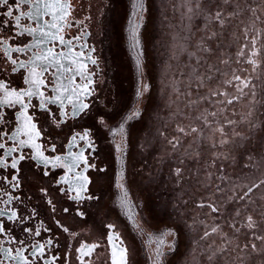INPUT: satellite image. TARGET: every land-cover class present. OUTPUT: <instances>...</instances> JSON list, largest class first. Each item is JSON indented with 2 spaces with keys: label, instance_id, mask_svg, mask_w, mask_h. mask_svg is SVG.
<instances>
[{
  "label": "snow or ice",
  "instance_id": "1",
  "mask_svg": "<svg viewBox=\"0 0 264 264\" xmlns=\"http://www.w3.org/2000/svg\"><path fill=\"white\" fill-rule=\"evenodd\" d=\"M132 6L138 98L151 90L140 32L150 6L168 49L172 79L165 77L167 103L154 125V147L157 163L167 167L175 214L203 244V264H264V0H134ZM70 9L61 0H0V264H72V256L75 264H131V251L111 223L108 256L101 260L99 243L83 242L62 259L54 235L43 236L52 229L35 227L38 211H29L28 198L17 194L25 163L35 162L69 200L95 198L90 130L72 131L57 143L70 120L89 114L98 82L96 48L81 36L66 38L57 23ZM49 15L51 23L44 19ZM141 115L134 111L127 119ZM55 169L63 175L55 178ZM47 203L55 213L54 198ZM174 244L167 247L175 250ZM157 255H163L159 248Z\"/></svg>",
  "mask_w": 264,
  "mask_h": 264
},
{
  "label": "flooded vegetation",
  "instance_id": "2",
  "mask_svg": "<svg viewBox=\"0 0 264 264\" xmlns=\"http://www.w3.org/2000/svg\"><path fill=\"white\" fill-rule=\"evenodd\" d=\"M123 1L125 7L122 6ZM61 2L71 4L70 15L57 22L59 26L65 28L62 34L66 38L81 36V42L87 41L95 47L96 52L93 55L98 58L99 64L92 66L98 73L95 77L98 82L95 85V95L89 98L91 106L89 114L83 119L70 120L64 132L57 136V143L72 131L90 130L95 145L90 159L97 168L89 170L88 175L92 180L89 190L95 198L83 202L69 200L62 193L55 191L56 185L50 184L52 177L43 176L38 168L33 166L35 162L25 163L22 171L23 182L17 194L28 198L25 203L29 211L34 208L39 213L31 223L37 228L52 229L51 233H43V236L46 239L54 235V240L58 241L59 245L54 251L62 259L83 242L99 243L101 260L108 256L110 246L107 243V234L110 230L106 225L111 223L116 225V230L131 251V264H203L201 259L203 244L197 245L194 233H191L185 227L184 220L175 214L171 203V187L167 183V167L165 164L157 163L159 153L154 147L156 131L154 125L159 123V117L164 114V105L167 101L164 90L156 91L154 94L155 86L150 75L171 76L168 74L167 60L153 58L146 62L148 69L145 72L151 90L143 102V113L138 120L141 127L135 130L131 125L127 126L128 133V127L132 129L130 136L128 134V149L127 151L125 149L126 185L128 184L127 188L128 186L130 188L128 190L135 208V217L145 239L152 233H163L167 230L177 232L175 250L165 251L162 258L153 259L152 255L148 254L143 235L134 228L129 216L121 208L116 190L118 158L112 134L130 114L137 97L139 81L131 47L127 40H123L129 15L127 13L130 11L129 0H61ZM149 18L161 27L159 16L151 6L146 24ZM44 19L52 22L51 15ZM25 23L35 27L33 21ZM85 32L88 33L87 36L83 35ZM28 39L30 41L31 37ZM158 42L161 43V40ZM57 49L59 50L58 42ZM19 83L17 80L16 84ZM239 110L244 112L246 108L242 106ZM60 175H63L62 169L53 170L55 178H59ZM41 188H49L51 194L45 196ZM53 198L55 213L47 203L48 199ZM0 207L4 205L0 203ZM64 208H69L70 211L64 212ZM78 212H83V215H78ZM57 220L60 221V226L56 224ZM153 225H158L159 228H154ZM63 227H67L69 232H64ZM72 233L75 234L74 237ZM17 235H20L19 229ZM71 261L75 264L74 256ZM96 264H101V261L97 260Z\"/></svg>",
  "mask_w": 264,
  "mask_h": 264
},
{
  "label": "built area",
  "instance_id": "3",
  "mask_svg": "<svg viewBox=\"0 0 264 264\" xmlns=\"http://www.w3.org/2000/svg\"><path fill=\"white\" fill-rule=\"evenodd\" d=\"M133 2H134V0H132V3H133ZM131 16H132V15H131ZM131 16L129 17V20H131ZM146 20H147V17H146L145 21L143 22V23H144V27H145V24H146ZM144 27L141 28L140 32H142V30L144 29ZM128 28H129V25L127 26V31H128ZM141 113H142V112H141ZM129 115H130V114H128V116H129ZM128 116H127V118H128ZM127 118L121 123V125L123 124V129L121 130V125H120V126L118 127V129H116V130L114 131V133L112 134V137H113V135H114L115 133H118V136H117V134H116L115 138L113 139V143H114L115 150H116V153H117V158H118V170H117V175L119 174V171L122 169V166H124V168H123L124 178H125V171H126V169H125V168H126V167H125V164H126V156H125L124 160L122 161L121 158H120V157H121L122 150H121V147H120L119 144H120L122 141H124V142H125L124 148H125L126 151H127V149H128V147H127V146H128V132H127V126L129 125V123H130L131 121H133V120L129 121ZM117 146H119V150L117 149ZM126 154H127V152H126ZM126 154H125V155H126ZM124 182H125V184H126V179L124 180ZM116 190H117V195H118V202H119L121 208L125 211L126 214L129 213V217H131L130 220H131L132 224H134V222H135V223L137 224V226H138L137 229L141 228L140 224H138V222H137V218L135 217V208H134V206H133L132 197H131V194H130L128 188H127V185L125 186L124 189L119 188V176L116 177ZM125 191L127 192V195H126V196H125ZM127 216H128V215H127ZM133 226H134V225H133ZM137 226H136V227H137ZM168 231H169V230H167V231H165V232H163V233H152L151 235H148V236L146 237V239H150V237H152L154 234L159 235V237H158V245H155L154 248H155V249L159 248V251H160L161 253H163V255H162V256H158L157 254L154 255V253L152 252L150 255H152V258H153V259H159V258H162V257L164 256V252L170 250V249L167 247V245H168V244H172L173 241H175V237H172V236H164V235H163L164 233H166V232H168ZM160 239H164V240H165V243H164L163 245L159 244ZM143 240H145L144 235H143ZM145 245H146V247H148V244H147V243H145ZM170 251H172V250H170ZM148 254H149V250H148Z\"/></svg>",
  "mask_w": 264,
  "mask_h": 264
},
{
  "label": "rangeland",
  "instance_id": "4",
  "mask_svg": "<svg viewBox=\"0 0 264 264\" xmlns=\"http://www.w3.org/2000/svg\"><path fill=\"white\" fill-rule=\"evenodd\" d=\"M132 5H133V3H132V0H129V5H128V10H130V13L132 12ZM122 6H124L125 7V4H124V1H123V3H122ZM121 6V7H122ZM125 11L127 12V8L125 9ZM130 13H127V14H130ZM157 14V13H156ZM129 15H128V18H127V22L129 21ZM158 20V19H157ZM146 26L144 27V29L142 30V32H141V39H142V43L145 45V41L144 40H150V41H152V40H155V38H156V36H155V34H156V28H157V26H155V24L150 20V18H149V22L147 23V24H145ZM147 27V28H146ZM146 29V30H145ZM125 33L127 34V23H126V26H125ZM123 40H127V38H126V36H125V38L123 37ZM127 42H128V40H127ZM154 54H155V52H154V48H152V50L150 51V52H148L147 53V55H146V57H145V63L148 61V59L149 60H152L153 58H154ZM149 57V58H148ZM151 62V61H150ZM150 64V63H149ZM146 69H148V64L146 65ZM145 69V70H146ZM139 76V75H138ZM140 79V77H138V80ZM144 82L145 83H148L149 84V81H148V77L145 75V77H144ZM138 84H139V81H138ZM150 92H148L147 94H145V96L142 98V100H140V98L138 99V101H137V103H138V105H141V112L143 113V102H145V100H146V96H148V94H149ZM140 119V118H139ZM139 119H135V120H133V121H131L130 123H129V127H130V125H131V127H133V129H135V130H138L140 127H141V123H139L138 122V120ZM133 125V126H132ZM129 127H128V131H129V136H130V132H131V129H129ZM134 133V132H133ZM125 167H126V164H125ZM125 173H126V171H125ZM128 185V184H127ZM128 188H129V186H128ZM130 189V188H129ZM145 226H147V225H145ZM153 227L154 228H159L158 227V225L157 226H155V225H153ZM147 228H149V229H152V228H150V227H148L147 226Z\"/></svg>",
  "mask_w": 264,
  "mask_h": 264
},
{
  "label": "bare ground",
  "instance_id": "5",
  "mask_svg": "<svg viewBox=\"0 0 264 264\" xmlns=\"http://www.w3.org/2000/svg\"><path fill=\"white\" fill-rule=\"evenodd\" d=\"M134 3V2H133ZM133 11H134V9H133V6H132V12L130 13V11H129V16H131L132 15V13H133ZM132 21H134V17L133 16H131V20H129L128 22H126L127 23V26L129 25V28H128V31H127V34L125 33V36H126V38H127V40H128V44L130 45V40H129V30H130V28L132 27ZM126 31V30H125ZM131 51V55L133 56V62H134V64H135V67H136V63H135V59H134V52H133V50L131 49L130 50ZM136 70H137V68H136ZM137 72H138V70H137ZM140 80V79H139ZM139 87H140V84H138V89H139ZM148 97V96H147ZM138 96L136 97V99H135V104H134V106L132 107V110H131V112H130V115L132 114V112H134V111H140L141 112V105H138V103H137V101H138ZM140 100H142V99H140ZM129 115V116H130ZM116 134H117V136H118V133H115L114 135H113V139L115 138V136H116ZM120 147H121V150H122V153H121V160L123 161L124 160V158H125V153H126V151H125V148H124V145H125V142L124 141H122L120 144ZM117 149H118V146H117ZM127 165V164H126ZM123 168H124V166H122V169L119 171V174L117 175V177L119 176V185L122 183V184H124V188H125V186H126V184H125V182H124V180H125V178H124V173H123ZM126 173H127V171H126ZM121 174H123V179H121ZM120 188V187H119ZM125 215V214H124ZM128 216H129V213L127 214ZM127 218V217H126ZM130 223V222H129ZM134 228H138V226H137V224L134 222ZM137 226V227H136ZM139 232H141V234L143 235L144 234V232H143V230H142V228H139V229H137ZM158 237H159V235H156V234H154L152 237H150V239H145V243H147L148 244V250H149V254H151L152 252L154 253V255L155 254H157V249H155L154 248V246L155 245H158Z\"/></svg>",
  "mask_w": 264,
  "mask_h": 264
},
{
  "label": "trees",
  "instance_id": "6",
  "mask_svg": "<svg viewBox=\"0 0 264 264\" xmlns=\"http://www.w3.org/2000/svg\"><path fill=\"white\" fill-rule=\"evenodd\" d=\"M155 26H157L156 34H155V36H156L155 40H152V41L144 40L145 41L146 53L150 52L152 50V48H154L155 49L154 59L155 58H160L161 61L163 59L167 60L168 49L164 46V44L162 42L161 43L158 42L159 40L162 41L163 38H164L163 35L161 34V31H160L161 27H160V25L158 27V23H156ZM150 79L152 80V83H154L153 85L155 86L154 87V94H155L156 91L164 90V86H165V83H166L165 77L150 75ZM171 79H172L171 76H167L168 82H170Z\"/></svg>",
  "mask_w": 264,
  "mask_h": 264
}]
</instances>
